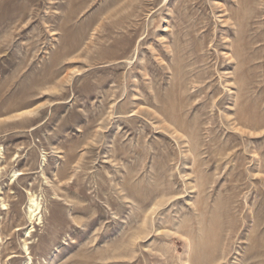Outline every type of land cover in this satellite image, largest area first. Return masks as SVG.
I'll return each instance as SVG.
<instances>
[{"label":"rangeland","instance_id":"obj_1","mask_svg":"<svg viewBox=\"0 0 264 264\" xmlns=\"http://www.w3.org/2000/svg\"><path fill=\"white\" fill-rule=\"evenodd\" d=\"M0 264H264V0H0Z\"/></svg>","mask_w":264,"mask_h":264},{"label":"bare ground","instance_id":"obj_2","mask_svg":"<svg viewBox=\"0 0 264 264\" xmlns=\"http://www.w3.org/2000/svg\"><path fill=\"white\" fill-rule=\"evenodd\" d=\"M166 111V110H164ZM240 116V115H239ZM242 116V115H241ZM16 174V173H15ZM39 202L36 200V198L31 197V206H30V216L34 219L35 216L39 214ZM41 215V214H40ZM40 217V216H39ZM41 218V217H40ZM39 218V219H40ZM38 220V219H37Z\"/></svg>","mask_w":264,"mask_h":264}]
</instances>
